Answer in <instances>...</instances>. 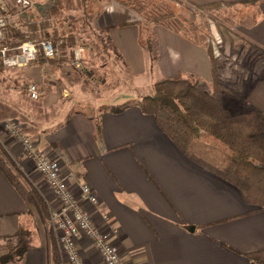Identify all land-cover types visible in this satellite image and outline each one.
Here are the masks:
<instances>
[{
  "label": "crops",
  "instance_id": "1",
  "mask_svg": "<svg viewBox=\"0 0 264 264\" xmlns=\"http://www.w3.org/2000/svg\"><path fill=\"white\" fill-rule=\"evenodd\" d=\"M115 1L118 4L114 7L97 14L88 9L89 0H74V17L82 19L80 34L103 36L98 43L83 45L79 41L84 36H74V46H101L107 57L103 66L114 68L118 75L114 93L95 97L82 91L80 83L72 80L74 70L64 58L40 57L13 68L0 65L7 80L0 90L10 96L18 90L15 83L21 82L26 92L21 95L25 101H19L22 106H8V115L0 121H20L44 154L62 159L96 190L100 208L111 217L112 228L106 227L110 239L120 249L125 264H251V255L264 250V209L248 202L238 185L207 164L212 154L218 163L220 143L204 138L207 150L213 153L201 152L206 159L203 162L192 159L159 127L153 115L139 108L143 92L137 93L136 88L128 94L125 89L126 81L142 88L149 86L152 90L147 92H152L156 81L195 77L211 92L210 49L200 36L192 40L162 24L154 25L153 42L145 43L139 23L131 19L127 7L120 6L126 4ZM184 1L202 6L235 0ZM249 12L248 23L232 40L238 36L247 47L264 55V1ZM40 14L36 21L22 22L24 33H37V37L47 34L53 19ZM103 73L110 81V72ZM29 83L38 85V98L26 90ZM245 88L237 97L235 112L256 110L264 114V68ZM0 148L6 149L1 139ZM17 156L21 179H30L29 174L35 171L33 162ZM91 212L100 223L94 207ZM31 215V203L0 166V236L12 237L20 228L28 229ZM37 224L30 249L17 264L50 263L47 239ZM79 248L86 264H103L91 240L81 241Z\"/></svg>",
  "mask_w": 264,
  "mask_h": 264
},
{
  "label": "trees",
  "instance_id": "2",
  "mask_svg": "<svg viewBox=\"0 0 264 264\" xmlns=\"http://www.w3.org/2000/svg\"><path fill=\"white\" fill-rule=\"evenodd\" d=\"M120 1L126 3V0ZM152 1V4H155L154 0ZM165 1L167 2V11L160 12L161 10H158V6L156 7L155 4L148 16V18L151 16L155 23L162 25L161 21L171 18L175 14L176 4L190 11L193 17L202 16L206 23L208 18L214 19L216 22V14H219L222 11L221 8L224 7H240V11L245 9L249 20V11L264 0H235L202 6L184 0ZM141 5L144 4L137 2L136 6L142 12V8L145 6ZM240 11L237 13H241ZM165 26L178 32L188 31L184 29L183 23L174 29L171 28L172 26ZM217 26L224 35L227 34L232 38V31L228 27H225L221 22H218ZM192 30L195 32L194 29ZM10 34V45L12 46L28 39H35L38 35L37 33L28 35L15 26L11 27ZM186 34L184 35L192 40L197 39L196 34L194 37ZM68 39L74 42L73 36ZM209 49L212 53L211 47ZM39 57L42 60L47 59L43 54H40ZM219 66V62L212 57L211 92L201 87L199 80L195 77L163 79L154 83L152 92L141 95L138 106L145 114L153 115L159 127L196 161L206 160L201 156V152H212L210 149L207 150V142L203 141L204 138L218 141L220 143V151H218L220 159L216 163L212 154V156L210 155L212 161L207 164L220 171L226 179L238 185L248 202L264 209V114L256 110L234 112L225 104L224 97L228 90L222 81V71ZM212 146L214 145L212 144ZM7 158L0 148V166L4 171H7L8 177L23 197L28 202H32L33 194L22 181L16 166L13 164L16 173L6 168L5 164L10 163ZM15 236L16 244L11 246L7 252L0 254V264L20 263L30 249L29 230L20 228ZM250 258L252 259L251 264H264V250L252 254ZM50 264H61L60 256L55 250L51 255Z\"/></svg>",
  "mask_w": 264,
  "mask_h": 264
},
{
  "label": "rangeland",
  "instance_id": "3",
  "mask_svg": "<svg viewBox=\"0 0 264 264\" xmlns=\"http://www.w3.org/2000/svg\"><path fill=\"white\" fill-rule=\"evenodd\" d=\"M89 1V5L86 2V5H88V9H94L97 14L100 13V11L104 8H110L109 6L114 7V5L118 4L115 0ZM137 2H141L144 4L141 5L145 6L144 8H142V12L140 11V8L136 6ZM154 2L156 4V7L158 6V10H161L160 12L167 11V2L165 0H154ZM126 3L127 5L125 6L120 4L119 5L127 7L128 13L132 16L131 19L139 23L142 39L144 40V42L152 43V34L155 27L154 25L158 23H155L152 17L150 16V18H148V16L150 15V10L155 7V4H152V0H126ZM176 8L177 10L175 14L171 18H167L164 21L160 20L161 23H163V25L172 26L171 28L173 29L177 28L179 24L183 23L184 29H187L188 31L183 30L181 31L182 34L187 33L186 35H190L193 37L196 34L197 38L199 36L203 38V42L207 44L208 48L211 47L212 57H214V59H216L220 64L219 68L222 71L221 78L225 84V87L228 90L226 93L227 102L225 103L227 106L233 107L232 109L235 112L236 106L238 105L237 97H240L242 91L246 89L245 87H247L250 81H252L255 76H258L264 68V55L262 54V52L258 51L257 49H250L246 46L245 41L238 37L239 34L242 32V27L248 23L246 10L244 9L243 11L242 9L240 11V7H229L222 9V11H220L219 14H216V16L214 15L217 18V20H215L216 25L218 24V22H221L225 27H228L230 31H232V35H238L236 36V40L233 41L232 38L229 37L227 34L224 35L220 31V28H218V26L217 29L219 35L218 37H214L212 31L210 30L211 27L209 25V18L206 22L208 26L207 27L202 16L193 17L190 11L186 10L183 6H180L179 4H176ZM239 11L241 13H237ZM40 13H45L48 15V17H51L53 19L51 21L52 26L47 31V34L40 35L41 37L36 36L35 38L48 39L54 43L57 49V56H55L54 58L47 59H66V63H68L71 66V69L74 70V79L72 80H74V83H80V89L82 91H85L89 95L95 97H100L104 94H106V96L112 95L116 87H118V75L113 71L114 68H108L103 66V64H105V62L103 61H105L107 57L106 55L102 54L103 50L100 49L101 46H98V44H96L95 48H92L90 46H86V48L81 47L85 43H98V41H100L103 36L98 33H95L94 35L80 34L82 29V27L80 26V20L82 19L74 17V0H34L32 8L21 17H13L9 27L11 29V27L15 26L19 30H21V32H25L26 26L22 22L25 21L26 23H29V21L32 20L36 21L38 20L39 16L42 17V14ZM212 20L214 21V19ZM96 21H98V18H96ZM192 29H194L195 32ZM54 31L57 34H54ZM58 32H60L61 34ZM75 32L77 34H74ZM10 35L11 34H9L8 39L9 43L11 42ZM70 36H75L78 38L80 36H84V39L82 38L79 41V43H81L82 45L79 47L74 46V42L68 39ZM87 36H89L91 39ZM62 45H64V47H62ZM77 51L78 55L80 56L79 66L75 62ZM39 58L40 57L38 56V59ZM92 62L95 64L94 66L92 65ZM103 71L110 72L107 73L108 79L110 78V81H107L105 79L107 75H105ZM5 76V73H0V85L3 87H5L7 83ZM72 80L70 79V81ZM21 84V82L15 83L14 87L18 90H13L12 92H10V96L0 90L1 118H4L6 115H8V106H22L19 101L22 99L21 95H25L26 92L25 88H21ZM203 84L205 83L199 80V85L201 87H203ZM137 85L138 84H136L135 86V83L133 81H126V88H124L126 89V92L128 94L135 93L134 90L136 88L138 89H136L137 93L143 92L142 95L145 94V92H147L148 90H152L149 86H147L146 88H142L138 87ZM24 99H22V102L25 101ZM8 120L15 119H5L0 121V139L4 144V147H6V149H1L4 151L5 155L8 157L7 159L10 162L5 164L6 168H8L11 172H15L16 169L13 164L16 166V168L21 167V163H17L14 161V158L18 157L17 155L21 153V148L15 143V141L12 140L11 137L8 136L7 132L5 131L4 123ZM16 121L20 123V121ZM33 139L35 140V138ZM29 175L30 179H28V177H24L22 181H24V184L26 185L27 189L33 194L34 200L30 202L32 206V215L30 217L31 223L28 227L26 226L28 229H24H32V231L29 230L30 238L32 240V237L37 234V223H39V227L41 228V231L47 239L49 251H51L50 254L52 255L53 250H55L60 256L61 264H63L65 261V259L63 258L65 257H61L55 242L56 235L49 229L48 224L51 217V211L59 206L45 179L40 176L36 171H32ZM33 218L36 221L35 223ZM16 242L17 238L15 235L12 237L0 236V254L7 252V250L11 246H14L16 244ZM80 252L82 254L81 248Z\"/></svg>",
  "mask_w": 264,
  "mask_h": 264
},
{
  "label": "built area",
  "instance_id": "4",
  "mask_svg": "<svg viewBox=\"0 0 264 264\" xmlns=\"http://www.w3.org/2000/svg\"><path fill=\"white\" fill-rule=\"evenodd\" d=\"M33 1L0 0V65L4 67L27 65L37 60L40 54L47 58L57 56L54 43L48 39H28L16 46L8 42L12 18L25 15L32 8ZM209 25L214 37H218L216 23L210 19ZM76 53L75 62L79 66L80 56L78 51ZM26 88L32 98L40 96L36 83H29ZM4 128L20 146V155L33 162L35 171L45 179L57 201L59 207L51 211L48 224L56 235L55 242L61 257H65L63 264H86L79 248L83 239L91 240L103 264H125L120 249L110 239L106 227L112 228L111 217L100 208L101 201L96 190L87 181L81 180L62 159L44 154L16 120L5 121ZM14 159L20 163L18 157ZM92 207L100 215V223L94 220Z\"/></svg>",
  "mask_w": 264,
  "mask_h": 264
},
{
  "label": "water",
  "instance_id": "5",
  "mask_svg": "<svg viewBox=\"0 0 264 264\" xmlns=\"http://www.w3.org/2000/svg\"><path fill=\"white\" fill-rule=\"evenodd\" d=\"M191 230H194V227H191Z\"/></svg>",
  "mask_w": 264,
  "mask_h": 264
}]
</instances>
